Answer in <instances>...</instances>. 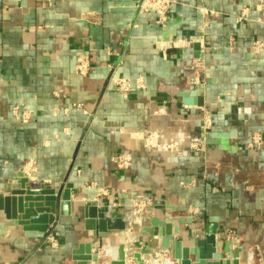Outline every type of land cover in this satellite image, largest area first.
<instances>
[{
  "label": "crops",
  "instance_id": "crops-1",
  "mask_svg": "<svg viewBox=\"0 0 264 264\" xmlns=\"http://www.w3.org/2000/svg\"><path fill=\"white\" fill-rule=\"evenodd\" d=\"M140 1L0 0V192L19 170L77 189L56 217V246L44 240L53 226L25 231L0 210V264L71 263L94 241L87 200L127 221L138 208L103 238L106 262L120 243L153 246L137 219L154 214L191 215L179 228L196 237L209 222L231 230L240 261L264 264V51L252 48L264 0H175L162 21ZM112 73L138 85L123 95ZM186 92L203 105L183 103Z\"/></svg>",
  "mask_w": 264,
  "mask_h": 264
},
{
  "label": "water",
  "instance_id": "water-1",
  "mask_svg": "<svg viewBox=\"0 0 264 264\" xmlns=\"http://www.w3.org/2000/svg\"><path fill=\"white\" fill-rule=\"evenodd\" d=\"M192 49L193 57L199 58V43L193 42ZM200 94L184 93L183 103L202 106ZM76 193L77 189L70 182L57 185L29 181L19 170L15 184L0 192V210L5 219L20 225L23 230L46 233L56 224L57 215L69 213L71 195ZM83 214L85 228L91 231L94 241L78 243L70 252L69 264H244L239 259L241 249L238 244L217 231L215 223H206L202 236L196 237L194 230L184 234L179 228L182 224L191 223V215L158 218L154 214L137 219L141 224V236H150L154 245L150 247L146 243L142 248L127 253L124 244L120 243L113 257L106 262L103 257L111 252L104 253L109 248L103 238L109 233L125 230L130 221L122 212L101 210L90 200L83 202Z\"/></svg>",
  "mask_w": 264,
  "mask_h": 264
},
{
  "label": "built area",
  "instance_id": "built-area-1",
  "mask_svg": "<svg viewBox=\"0 0 264 264\" xmlns=\"http://www.w3.org/2000/svg\"><path fill=\"white\" fill-rule=\"evenodd\" d=\"M175 0H142L140 4V9L141 10H146V9H151L155 8L156 12L160 15L159 20L162 21L165 19V11L167 7L171 5ZM252 48L254 51H264V40H257L252 42ZM195 64V63H194ZM197 65V64H196ZM84 67L83 65H80V71H82ZM110 80L115 83V85L118 87L119 91L125 95L132 86L138 85V81L135 84L134 81H132L130 78L127 77H122L118 76L116 74H113L110 76ZM14 116L16 119H20L24 121L25 119L28 118V115L24 111H20L18 107L13 108ZM249 146L252 144H259L260 143V137L259 136H253L250 139ZM130 157L127 154H121L116 157L115 162L120 165V166H127L129 163ZM91 185H87L86 187L89 188ZM100 193L103 195H107V190L105 189H100ZM55 227H52V229L48 232V234L45 236V241L49 242L51 246H56L57 245V240L55 236L57 235V232L55 231ZM233 231L229 230L227 233V236L232 235Z\"/></svg>",
  "mask_w": 264,
  "mask_h": 264
},
{
  "label": "rangeland",
  "instance_id": "rangeland-1",
  "mask_svg": "<svg viewBox=\"0 0 264 264\" xmlns=\"http://www.w3.org/2000/svg\"><path fill=\"white\" fill-rule=\"evenodd\" d=\"M141 2H142V0L140 1V4H141ZM150 10H152V11H155L156 12V10H155V8L153 7V8H151ZM133 26V25H132ZM254 42V41H253ZM195 63V64H194ZM194 63H193V66L195 67V69H200L201 68V65H202V63H200L199 61H194ZM197 64V65H196ZM113 70H111V72H112ZM149 141H151L150 139H149ZM117 164V163H116ZM118 165V164H117ZM120 166V165H119ZM121 167H124V166H121ZM106 190V189H105ZM135 209H138V208H133V209H131L132 210V212H133V215H135ZM133 215H130V217L132 216V218H130V222H131V220L133 219ZM135 216H138V215H135ZM55 225H53V227H54ZM55 231L57 232V230H56V228H55ZM44 240H45V237H44Z\"/></svg>",
  "mask_w": 264,
  "mask_h": 264
},
{
  "label": "bare ground",
  "instance_id": "bare-ground-1",
  "mask_svg": "<svg viewBox=\"0 0 264 264\" xmlns=\"http://www.w3.org/2000/svg\"><path fill=\"white\" fill-rule=\"evenodd\" d=\"M172 44H174V45H178L179 43H177V42H174V43H172ZM108 253V249H106L105 251H104V253Z\"/></svg>",
  "mask_w": 264,
  "mask_h": 264
}]
</instances>
